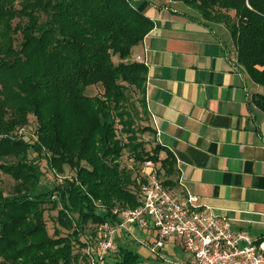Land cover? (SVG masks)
I'll return each instance as SVG.
<instances>
[{"label":"trees","instance_id":"16d2710c","mask_svg":"<svg viewBox=\"0 0 264 264\" xmlns=\"http://www.w3.org/2000/svg\"><path fill=\"white\" fill-rule=\"evenodd\" d=\"M172 1L224 24L238 62L264 87V0ZM154 26L131 0H0V158L16 160L0 164L16 181L11 193L0 188V264H96L86 249L98 243L99 225L119 220L115 209L139 204L147 160L174 190L175 157L161 158L160 144L147 150L139 133L153 128L137 127L130 108L133 89L148 116L149 67L130 57ZM97 85L102 93H87ZM254 100L264 110V93ZM32 115L38 123L33 142L17 135ZM126 151L131 165L123 161ZM42 160L55 174L64 175L66 166L75 174L40 189ZM55 210L54 235L46 213ZM89 224L91 236L82 241ZM117 239V252L104 264L162 260Z\"/></svg>","mask_w":264,"mask_h":264},{"label":"crops","instance_id":"0c3cea01","mask_svg":"<svg viewBox=\"0 0 264 264\" xmlns=\"http://www.w3.org/2000/svg\"><path fill=\"white\" fill-rule=\"evenodd\" d=\"M131 3L155 22L130 58L149 67L148 122L161 158L176 159L174 190L264 237V110L254 100L264 87L238 62L224 24L181 1Z\"/></svg>","mask_w":264,"mask_h":264},{"label":"built area","instance_id":"2783aa9c","mask_svg":"<svg viewBox=\"0 0 264 264\" xmlns=\"http://www.w3.org/2000/svg\"><path fill=\"white\" fill-rule=\"evenodd\" d=\"M137 60L144 62L142 57ZM141 174L146 180L139 187V204L115 209L119 220L98 226V243L86 249L94 263L104 264L108 255L117 252L121 230L131 233L139 229L156 236L151 246L153 258L188 263V259L169 257L165 248L170 245L189 251L192 264H264V237L235 230L230 219L203 205L198 195L180 197L163 184L154 161H145Z\"/></svg>","mask_w":264,"mask_h":264},{"label":"rangeland","instance_id":"374dc122","mask_svg":"<svg viewBox=\"0 0 264 264\" xmlns=\"http://www.w3.org/2000/svg\"><path fill=\"white\" fill-rule=\"evenodd\" d=\"M117 58H115V61L117 62ZM103 88L100 85L97 86H91L88 88L87 93L90 95H96L102 93ZM130 96V108L133 111L136 125L139 128H143L145 125L149 124V118L147 114H145L142 110V104H141V95L138 93V91H135L133 89H130L129 91ZM30 124L26 125L24 131H17V135L20 137H24L26 140H31L32 142L35 140L36 136V130L38 128V123L36 122V117L31 116L30 118ZM140 139L143 140L146 144L147 150H150L154 148L155 146V136L153 131H146V132H140ZM37 157V154L32 151L30 154L31 159H35ZM16 161L13 158H0V164L1 163H8V162H14ZM123 161L126 165H131L132 161L129 159L128 151H126L123 155ZM41 168L43 170V176L41 178V186L40 189H47L51 186H53L56 182L62 181L65 177H72L75 172L69 167L66 166V172L64 175H58L55 174L50 167L47 164L46 160L40 161ZM16 181L9 175L0 170V188L3 189V191L8 194L13 192L14 186ZM47 217V223H48V230L51 234L55 235V232L57 229H59V225L55 221L57 217V211H48L46 213ZM93 225L89 224L88 228L86 229L87 234L81 237L82 241H86L88 237L91 236V232L93 230ZM60 230L63 234L67 233V230L60 227ZM118 235H121V241L123 243L129 242L130 246L137 250L138 252L142 253L144 256H153L154 253L151 251V246L156 241V236L152 234L151 231H142L139 229H134V231H131V233H126L124 231H120ZM174 243V242H173ZM170 243V244H173ZM243 245L245 243H242ZM167 247V246H166ZM78 251H80L79 247L77 248ZM165 251H167L168 256L173 258V256H178L180 258L188 259L187 261L190 262L191 256L189 254V251L183 250L180 247H177L176 249L172 246L168 245L167 249L165 248ZM85 252V249H84ZM165 253V252H164ZM163 260V259H162ZM162 260H155L154 263L145 262L144 264H177L173 261H162ZM84 264V263H83Z\"/></svg>","mask_w":264,"mask_h":264}]
</instances>
